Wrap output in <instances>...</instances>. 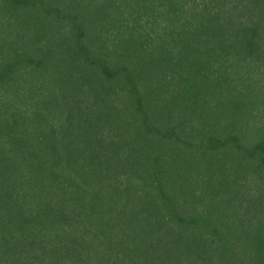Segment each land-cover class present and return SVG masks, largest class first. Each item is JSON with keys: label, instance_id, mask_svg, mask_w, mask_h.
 <instances>
[{"label": "trees", "instance_id": "trees-1", "mask_svg": "<svg viewBox=\"0 0 264 264\" xmlns=\"http://www.w3.org/2000/svg\"><path fill=\"white\" fill-rule=\"evenodd\" d=\"M0 264H264V0H0Z\"/></svg>", "mask_w": 264, "mask_h": 264}]
</instances>
